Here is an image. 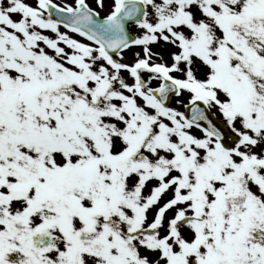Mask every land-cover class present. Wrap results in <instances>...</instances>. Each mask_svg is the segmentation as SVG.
I'll use <instances>...</instances> for the list:
<instances>
[{"label":"snow or ice","instance_id":"6c2138e0","mask_svg":"<svg viewBox=\"0 0 264 264\" xmlns=\"http://www.w3.org/2000/svg\"><path fill=\"white\" fill-rule=\"evenodd\" d=\"M0 264H264V0H0Z\"/></svg>","mask_w":264,"mask_h":264},{"label":"rangeland","instance_id":"374dc122","mask_svg":"<svg viewBox=\"0 0 264 264\" xmlns=\"http://www.w3.org/2000/svg\"><path fill=\"white\" fill-rule=\"evenodd\" d=\"M105 11H107V10L105 9ZM128 56H129V58H131V53H128Z\"/></svg>","mask_w":264,"mask_h":264},{"label":"flooded vegetation","instance_id":"af4514ba","mask_svg":"<svg viewBox=\"0 0 264 264\" xmlns=\"http://www.w3.org/2000/svg\"><path fill=\"white\" fill-rule=\"evenodd\" d=\"M107 10V9H106Z\"/></svg>","mask_w":264,"mask_h":264}]
</instances>
